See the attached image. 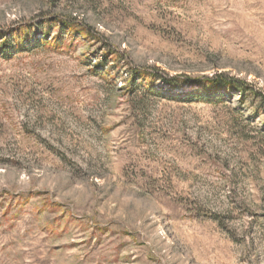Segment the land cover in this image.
<instances>
[{
    "label": "rangeland",
    "instance_id": "374dc122",
    "mask_svg": "<svg viewBox=\"0 0 264 264\" xmlns=\"http://www.w3.org/2000/svg\"><path fill=\"white\" fill-rule=\"evenodd\" d=\"M0 30V264H264V0H0Z\"/></svg>",
    "mask_w": 264,
    "mask_h": 264
},
{
    "label": "trees",
    "instance_id": "16d2710c",
    "mask_svg": "<svg viewBox=\"0 0 264 264\" xmlns=\"http://www.w3.org/2000/svg\"><path fill=\"white\" fill-rule=\"evenodd\" d=\"M63 28L72 27L73 25L66 24V22L62 23ZM17 31H8L10 34H16V40L13 42V44L16 46V48L23 47L25 43H27L28 40H25L24 37L27 35V27L20 26L16 28ZM4 31L0 30V52L5 53L6 48L11 43L10 38H5V35L3 34ZM24 34V35H23ZM12 38V37H11ZM10 42V43H9ZM43 42V41H38ZM43 44H46V41L43 42ZM201 86H205V93L207 97H210L214 100L220 99L218 94L224 93L226 95H229L230 93H238L241 99H244L247 93V90L249 88V85L245 82L243 79H238L232 76H228L224 73H218L212 77H206L205 81H202ZM169 86L172 87L173 83H169ZM253 91H255L253 89ZM253 93V92H252ZM257 93V92H254ZM193 93H185V97L192 96ZM250 94V93H249ZM262 100H264V95H262Z\"/></svg>",
    "mask_w": 264,
    "mask_h": 264
}]
</instances>
